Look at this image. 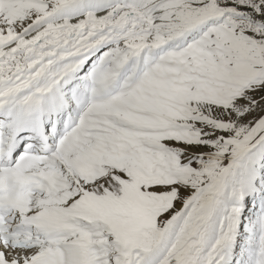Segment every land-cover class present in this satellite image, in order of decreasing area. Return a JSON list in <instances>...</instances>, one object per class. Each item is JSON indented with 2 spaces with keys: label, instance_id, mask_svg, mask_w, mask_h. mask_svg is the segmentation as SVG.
<instances>
[{
  "label": "snow or ice",
  "instance_id": "6c2138e0",
  "mask_svg": "<svg viewBox=\"0 0 264 264\" xmlns=\"http://www.w3.org/2000/svg\"><path fill=\"white\" fill-rule=\"evenodd\" d=\"M0 264H264V0H0Z\"/></svg>",
  "mask_w": 264,
  "mask_h": 264
}]
</instances>
